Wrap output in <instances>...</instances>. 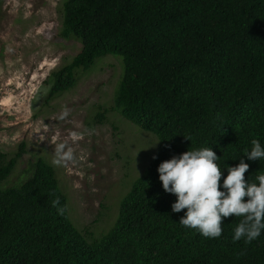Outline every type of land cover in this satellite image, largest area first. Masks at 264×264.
I'll list each match as a JSON object with an SVG mask.
<instances>
[{
    "label": "trees",
    "instance_id": "trees-1",
    "mask_svg": "<svg viewBox=\"0 0 264 264\" xmlns=\"http://www.w3.org/2000/svg\"><path fill=\"white\" fill-rule=\"evenodd\" d=\"M59 36L81 50L49 76L48 101L97 60L120 58L113 110L156 137L157 158L120 200L111 230L89 242L54 167L38 158L10 185L25 144L11 158L0 152V264H264V230L245 243L233 242L235 216L223 219L219 238L184 227L186 209L172 211L177 197L158 173L165 160L212 148L221 185L241 159L246 181L258 184L264 159L244 155L253 139L264 147V0H65Z\"/></svg>",
    "mask_w": 264,
    "mask_h": 264
},
{
    "label": "rangeland",
    "instance_id": "rangeland-1",
    "mask_svg": "<svg viewBox=\"0 0 264 264\" xmlns=\"http://www.w3.org/2000/svg\"><path fill=\"white\" fill-rule=\"evenodd\" d=\"M64 2L3 0L0 152L11 158L25 144L10 185L18 186L22 170L38 158L52 165L72 222L93 242L110 231L120 200L159 144L153 134L113 110L122 74L118 57L97 60L89 72L80 73L72 91L48 101L49 76L81 50L78 42L59 36ZM99 114L105 120H98ZM61 143L72 148L73 159L57 166L55 148Z\"/></svg>",
    "mask_w": 264,
    "mask_h": 264
},
{
    "label": "clouds",
    "instance_id": "clouds-1",
    "mask_svg": "<svg viewBox=\"0 0 264 264\" xmlns=\"http://www.w3.org/2000/svg\"><path fill=\"white\" fill-rule=\"evenodd\" d=\"M64 114L67 115V111ZM251 143V151L246 150L244 156L253 161L264 159L260 142L253 139ZM72 159L71 147L64 143L56 146L53 164L60 166ZM219 159L212 148L189 149L160 163L159 179L163 189L177 197L172 211L179 213L186 209L179 221L184 227L206 238H219L223 219L235 216L239 223L234 229L233 242L243 238L245 243H250L264 230V174L255 177L258 184L246 181L245 173L250 165L241 159L237 166L227 167L228 175L221 185L223 172L216 163ZM59 205V197H56L52 206L63 215L65 208Z\"/></svg>",
    "mask_w": 264,
    "mask_h": 264
}]
</instances>
